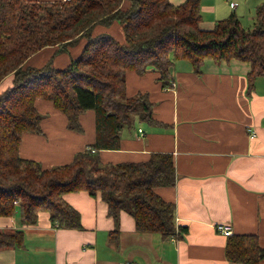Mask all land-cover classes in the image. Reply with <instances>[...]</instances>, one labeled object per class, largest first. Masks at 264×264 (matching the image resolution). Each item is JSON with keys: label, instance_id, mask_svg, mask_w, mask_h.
Instances as JSON below:
<instances>
[{"label": "trees", "instance_id": "16d2710c", "mask_svg": "<svg viewBox=\"0 0 264 264\" xmlns=\"http://www.w3.org/2000/svg\"><path fill=\"white\" fill-rule=\"evenodd\" d=\"M254 17L247 30L235 13L205 26L201 0H0V83L14 77L13 87L0 94V217L19 214L21 224L31 227L47 213L54 229L82 231L80 213L64 196L87 192L108 205L115 222L112 239L120 231L122 211L134 218L140 233L184 239L188 230L176 225V205L157 193L176 185L173 154L152 153L146 161L120 164L104 163L101 155L118 150L123 130L137 120L155 123L148 94L128 95V73H156L167 89L174 87L177 62L201 73L206 60H235L249 64L253 91L264 77V4ZM114 23L122 27L123 41L110 33L93 36L97 26ZM82 40L80 56L63 68H56L54 59L41 68L28 65L46 48L67 52ZM39 100L64 114L78 133L84 131L80 118L95 115V142L72 163L46 168L21 156L24 135L42 133ZM227 238L228 262L264 260L258 235ZM24 247V231H0V249Z\"/></svg>", "mask_w": 264, "mask_h": 264}, {"label": "crops", "instance_id": "0c3cea01", "mask_svg": "<svg viewBox=\"0 0 264 264\" xmlns=\"http://www.w3.org/2000/svg\"><path fill=\"white\" fill-rule=\"evenodd\" d=\"M226 1L227 13L219 10V0L206 7L214 21L203 16L205 26L232 13L241 22L254 23V13L264 4V0ZM102 32L124 40L117 23L107 29L97 27L95 34ZM84 44L85 40L67 53L43 50L28 65L40 68L53 58L54 66L63 68L80 56ZM249 71L248 63L235 60L207 61L201 73L186 62H177L174 87L167 89L151 71L127 74L128 95L148 94L155 123L137 120L134 128L123 130L119 149L103 151L102 160L136 163L148 160L152 153L173 154L176 185L159 188L157 193L176 205V225L188 230L184 239L163 240L159 234L140 233L125 211L120 214V231L112 239L115 222L101 197L69 193L65 201L80 213L84 230L54 229L47 213H41L38 224L31 227L21 224L19 214L0 217V231L25 233L23 249H0V264H232L225 254L228 238L217 231L221 224L230 225L233 234L258 235L264 248V77L249 92ZM13 85V75L6 77L0 94ZM37 108L44 116L42 133L24 135L23 158L46 168L66 165L95 142L93 113L80 118L84 131L78 133L70 131L67 117L49 102L39 100ZM139 129L144 131L141 136Z\"/></svg>", "mask_w": 264, "mask_h": 264}, {"label": "rangeland", "instance_id": "374dc122", "mask_svg": "<svg viewBox=\"0 0 264 264\" xmlns=\"http://www.w3.org/2000/svg\"><path fill=\"white\" fill-rule=\"evenodd\" d=\"M182 2H185L186 0H181ZM214 2V0H201V5H202V7H203V16H204V19H205V21H214V20H212V16H213V13L208 9V8H206L207 6H209V5H211V6H213L212 5V3ZM229 2H227L226 0H219V5H218V8H219V10H221V11H223V10H226V12L225 13H227V8H229ZM226 15V14H225ZM254 16H255V13H254ZM228 16H222V18H220V20H222V19H225V18H227ZM249 18H251L250 16L249 17H246V19H249ZM217 21V20H216ZM218 21H219V19H218ZM212 23H214V22H212ZM243 23V26H244V28L245 29H247V30H251L252 28H253V25H254V23H253V21H250V20H246L245 22L243 21L242 22ZM97 27H103V28H105V29H107V28H110V27H104V26H97ZM95 31H96V29L94 30V32H93V36H96V35H99V34H101V33H99V34H95ZM102 33H110V32H102ZM111 34V33H110ZM84 42V40H82V41H80L79 43H83ZM78 43V44H79ZM77 44V45H78ZM85 44H86V40H85ZM85 44H84V46H85ZM76 45V46H77ZM75 46V47H76ZM84 46H83V49H84ZM46 49H50V48H46ZM46 49H44V50H46ZM71 49V48H70ZM69 49V50H70ZM82 49V50H83ZM69 50H67V52L69 51ZM43 51V50H42ZM62 51V50H61ZM67 52H64V53H67ZM57 54H59L58 52H57ZM49 59V58H48ZM51 59H53V58H51ZM50 59V60H51ZM207 61H212V60H206L205 62H204V64L207 62ZM214 62V61H213ZM180 63H182V62H180ZM46 64H44L43 66H45ZM42 66V67H43ZM41 68V67H40ZM202 69V68H201ZM45 117H50V115H48V114H46L45 115ZM70 129V128H69ZM129 129V128H128ZM70 131H72V132H76V131H74L73 129L71 130L70 129ZM54 167H57V166H54Z\"/></svg>", "mask_w": 264, "mask_h": 264}, {"label": "built area", "instance_id": "2783aa9c", "mask_svg": "<svg viewBox=\"0 0 264 264\" xmlns=\"http://www.w3.org/2000/svg\"><path fill=\"white\" fill-rule=\"evenodd\" d=\"M64 2H67V1H70V0H63ZM231 8H236V5L234 3H231ZM143 130L142 129H139V134L140 136L143 135ZM217 231L226 236V237H229L233 234V230H232V227L230 225H218L217 226ZM175 239V238H174Z\"/></svg>", "mask_w": 264, "mask_h": 264}]
</instances>
